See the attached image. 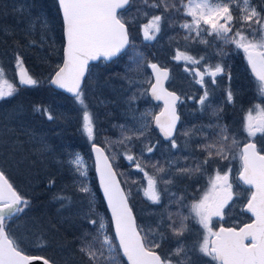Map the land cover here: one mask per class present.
<instances>
[{
	"label": "snow or ice",
	"instance_id": "snow-or-ice-1",
	"mask_svg": "<svg viewBox=\"0 0 264 264\" xmlns=\"http://www.w3.org/2000/svg\"><path fill=\"white\" fill-rule=\"evenodd\" d=\"M57 3L62 14L65 36L64 59L63 64L57 66L49 83L74 95L83 107L82 130L90 141H94V117L87 108L81 85L89 71L90 61H99L101 58L112 60L129 46L128 23L135 17H129L127 13L135 0H57ZM139 5L136 12L144 16H148V12L144 11L145 7L163 8L164 12L152 15L148 23L142 25L144 39H156V35L161 31V23L166 18L174 22V16L166 17L165 14L170 11L181 14L183 23H180L179 27L187 33L184 39L200 38V42L207 43L208 41L203 39V33L214 36L225 45L232 44L236 49L242 50L250 71L258 82L259 94L264 96V5L258 9L253 0H139ZM43 25L47 27L46 20ZM219 54H226L223 48ZM137 56L139 59H131L136 68H139L143 56L139 53ZM174 58L184 59L192 64H201L204 60V57L197 59L182 52H178ZM15 62L19 85L37 86L39 81L28 73L18 52L15 54ZM148 66L153 70L155 80L147 82L149 88L133 93L128 100L129 106L131 108L139 96L150 94L156 101H162L163 107L158 114L145 111L140 113L139 118L134 116V120L139 119L138 128L126 129L121 125L122 138L115 142L125 146L127 150L123 155L144 174L147 180V185L143 187L144 196L153 204H160L163 191H167V187L160 189L158 184L172 185L176 177L191 179L203 172L210 159L218 157L228 160L230 154L239 148V179L248 186L249 192L242 211L251 214V222L239 229L220 227L218 231H214L211 227L213 217L221 220L224 218V209L233 199L231 168H228L223 174L217 170L215 175L209 178L207 190L198 200L188 205V215L181 211L168 212L162 214L155 224L138 225L128 203L129 194L121 187L108 155L103 148L92 143L100 184L111 210L115 237L107 234L105 220L95 213V206L90 200L88 211L83 213V218L94 226V231L84 234L81 253L88 258L90 264H121V252L123 257H126L127 264H194L193 257L197 255L209 258L205 264H264V144L258 148L255 141L257 134L264 140V107L255 105V116L252 110L248 111L244 131L249 139L242 147L236 138L229 134L227 125L217 123L214 138L200 145L201 150L206 152L202 161L195 162L192 166L175 168L174 171H171L174 161H166L167 168L160 161H156L151 163L154 173L149 175L145 171L149 162L144 161L142 166L141 161L146 153L151 154L156 150V145L147 139V133L154 125L169 141L171 149L178 147L174 138L180 119L176 102L181 98L164 87V81L169 75L166 69L154 63ZM203 67L204 71L192 69L198 77L196 82L204 89L203 95L198 98L201 106H205L210 95L205 85V76L209 77L211 84H215V78L221 74L228 75L229 80L231 79L230 73L225 72L222 64H204ZM18 90V87L6 78L5 70L0 65V100L13 97ZM226 99L229 103L234 100L230 88L227 90ZM207 107H212L210 102ZM36 110L40 111L39 108ZM222 111V107H216L213 109V115L219 117ZM47 118L53 119L51 113L47 114ZM183 135L189 136L191 132L185 131ZM134 139L145 141L139 156L131 151L134 147L131 142ZM231 158L236 157L231 155ZM70 163L75 166V171L80 176H87L85 162L79 153L75 154ZM79 191L90 193L86 181H80ZM171 195L175 196V193ZM56 198L62 202V207L71 205L68 197ZM183 201L184 197L180 196L172 202L183 206ZM29 205L30 201L17 191L5 171L0 169V264H32L36 259H42L43 264H53L46 258L25 254L17 240L10 235L8 222L18 218ZM93 216L96 218L93 219ZM190 220L195 221L204 231L201 238L189 246L182 238L189 231ZM89 236L91 239H88ZM168 236L177 240L176 247L168 254H161L157 249Z\"/></svg>",
	"mask_w": 264,
	"mask_h": 264
},
{
	"label": "rangeland",
	"instance_id": "rangeland-1",
	"mask_svg": "<svg viewBox=\"0 0 264 264\" xmlns=\"http://www.w3.org/2000/svg\"><path fill=\"white\" fill-rule=\"evenodd\" d=\"M8 4H11L13 8H16L17 11L23 15V22H19V24H14L16 29L23 30V32L29 33L31 38H33L37 32L38 37V43L40 46H44L41 51L42 56H44L47 60H49L52 53L55 55H58L60 51V47L63 46L64 40L61 37V29L59 24V18L57 13H53L52 9L53 6V0L51 2L50 8L47 10H42L40 5H37V7L33 6L34 3L37 2V0H34L32 4L28 1L24 0H5ZM171 2H175V0H171ZM39 4L42 3L41 0L38 2ZM254 3V1H253ZM139 0H135V3L133 4L132 8L129 10L127 15L129 17H135L134 19L130 20V23H135V21L143 20V18H146V16L142 14H138L136 12V8L139 7ZM20 9H23V11H19ZM144 11H146V7L144 8ZM148 12V11H147ZM157 9H153L151 12L152 15H157ZM6 12L0 10V20H4L3 17L6 16ZM158 15H160V12H158ZM166 15V14H165ZM181 16V14H180ZM182 19V18H181ZM47 21V27L43 25V21ZM148 23V22H147ZM183 23V19H182ZM146 24V23H145ZM161 25H163L161 23ZM182 32V40L187 42H194L197 40L199 45L197 46L196 52H192L191 49L189 52H186L188 55L200 58L204 57L203 62H207L208 59H211L212 57L215 58L216 64H222L224 66L225 60L227 59L225 56H228L230 54V51L234 53V50L236 51L235 58H238V54H240V59L237 61L231 60L227 63V66H225V72L230 73L229 68L236 67L240 71H242V63L243 59H246L245 54L242 50L236 49L235 45H233V48L227 45H225L222 41L216 40V43L213 45L214 52L213 54L210 53V49L208 47V43H202L200 42V38L195 39H184V36L187 34L184 29L180 30ZM0 32L2 34H7L5 29L2 27L0 28ZM138 37L141 39H144L143 31H140L137 29ZM195 34H193L194 36ZM29 36V38H30ZM62 36H63V27H62ZM203 39L209 40L213 38L214 36L210 35H204L202 33ZM215 38V37H214ZM63 40V41H62ZM220 42V44H219ZM189 46V45H188ZM189 48H193L194 46H189ZM223 48L225 55H220V49ZM44 49L48 50L46 52ZM137 54H140L139 46L136 48ZM198 53V54H197ZM135 56L136 59H139V57ZM213 55V56H212ZM54 57V59H51ZM50 58V62L54 61V64H52L54 71L57 69L58 65H61L60 57L59 56H52ZM131 57L130 54H128L124 60L120 63V61L117 62V65H121V69L127 70V66L130 61H128V58ZM63 58V56H62ZM181 63L177 68L171 69L173 71V85L171 83V88L180 92L182 95L188 94L191 98H193L192 104L189 103L187 97L183 100L182 107L184 106V109H192L193 112L185 111V119L182 122L184 126L186 125H192V131L197 129L195 124H193L195 108H198L199 111H201V108L203 107L202 113H207V116H202L201 121V127L197 130L198 136H200V141L202 140L203 143H206L209 140H212L215 136V133L217 129L215 128V125L217 123L224 124L228 126L231 122H235L234 130L229 131V134L234 136L236 140L239 143V146L243 145L246 141H248L247 133L244 131V124L246 121V115L249 110H252L253 116L256 115V110L254 108L255 105L259 104L261 107H264V99L254 101L250 104H248L246 110L241 113L239 116L241 119V128H240V120L239 118H234L232 120L231 111L230 110H239L242 109V106L238 107H231L229 102H227L225 93H221L220 96H215L214 94V88L222 84V86H225L228 83V75H223L222 80L219 79L215 84L211 86V90H209V100L205 102V106H201L198 103V98L203 95V88L199 83H197L198 77H196L192 71L194 68H199L200 70H204L203 63L201 64H192L189 61H185L184 59H181ZM171 61V60H170ZM151 63V62H150ZM147 64V67L149 68ZM16 62L13 60V56L10 54L6 55L4 58H0V65L3 66L5 70V76L6 78L12 82V81H18V69L15 68ZM161 64L166 66V64L161 61ZM207 64V63H206ZM116 65V66H117ZM169 69L172 68L171 66H166ZM184 67L188 68V71L184 69ZM187 73H185V71ZM130 72L132 73L133 77L135 78L133 83L129 86L130 91L127 95H125L123 98H118V102L116 103L115 100L111 103L112 105L108 104V102L111 101L112 98H110L109 101L107 100H96L91 101L89 100V92L92 89V83H95L96 75H97V69H94L89 71V76L86 80L85 87L83 88V98L85 100V103L87 105L88 110L93 114L94 122H95V140L90 141L87 135L82 130V112L83 107L80 105V103L75 99L71 98L72 102H66L65 99L63 100V97L66 96L63 93H60L56 90H53L58 93V97L56 96V101L53 103L52 107L49 106L46 108L48 113H51L53 116L52 120H49L46 116V119L40 120L38 119L40 123L38 124L37 128L33 130L32 126L26 125L27 119L23 117L20 119V122L25 124L21 125L23 127V141H30L35 142L36 146H38L36 149L42 150L43 156H45L46 162H51L55 166H57L59 163L61 164L58 169H56L55 173L51 172V175L56 178V181H54V178H45L43 176L42 180H46L47 183H51V192H50V203H52L54 206V203H58L60 200H58L57 196H64L68 197L71 200V206L74 207L72 211V215L62 213H56V214H47L46 210L47 207L45 206L44 213L42 214L43 218L40 214H37L36 216L30 215L32 213V207L31 205V190L32 186H35L37 183H39V179L36 178V176L32 177L30 175V166L24 165L28 161V163H32L31 157H34L35 154H29V153H23L20 155V146H17L20 143H23V141H19L17 139H12L11 144L12 148L10 151H8V154L6 156V159H4V166L10 167L11 171L13 172V175L18 178L20 177H26L25 180H27V187L25 185L19 184L17 181V190H21L22 193H19L24 196L25 198H30V205L28 208L25 209V212L22 213V217H18L21 220L15 219L8 222V228L10 235L13 236L17 242L19 243V246L21 249H23L24 252L30 253L31 251L35 253H40L42 251L49 250L51 252V255H46V258H48L50 261H52L54 264H90L88 258L81 253L80 247L82 244V239L84 238L85 233H91L94 231V226L90 225L87 221V219L83 218V213L88 211V205L89 201L91 200L95 206V213L105 220V223L107 225L106 231L107 234L111 237H115L113 233L112 228V222L111 219L105 214V212L102 210V206L100 204V201L98 200L97 194L95 192V183L97 184L96 176L94 173V161L91 153V146L92 143L99 144L102 146L106 153L108 154L114 168L116 169L120 180L122 182V185L127 193H130V196L132 197V201L135 205V212L137 214V220H139V223L148 224L151 223V215L154 211H158L157 207H153L150 205L149 200L147 197L143 194V187L147 185V180L144 177V174L137 170L132 162H129L123 153L127 150L125 146L120 145L118 143H115L116 141L120 140L122 138V130L120 128L121 125H124L126 129H132V128H138L139 127V119L134 120L133 117L139 118L140 113L145 111H151L152 113L156 114L160 111L161 105H156L148 95L139 96L136 101L131 105V108L129 106V97L133 94L138 92V90H143L149 88V84L147 83L149 80L152 81L150 70H145L144 67H131ZM54 73V72H53ZM53 73H50L45 78H42V80H47L48 84L50 81V77ZM186 79V81H185ZM229 83H233L229 81ZM22 86V85H21ZM50 86V85H49ZM253 86L251 84H248V88L245 89L250 91L251 94H254ZM51 87V86H50ZM255 89L258 91V86H255ZM233 92V89H232ZM259 92V91H258ZM257 92V93H258ZM239 94V89L233 92L234 98H236ZM67 97V96H66ZM69 98V97H68ZM184 98V97H183ZM244 99V97H243ZM211 103L212 107H207L208 103ZM105 104V105H104ZM118 104V105H117ZM104 106H109L110 109H114L113 111H108L104 109ZM117 106V107H116ZM216 107H222L223 111L220 112L219 117L213 115V109ZM99 108V109H97ZM231 108V109H230ZM103 110V111H102ZM117 111L116 113H114ZM212 111V113L210 112ZM80 112V128L77 131L78 133L82 132L84 134L85 143L83 138L77 136L78 142L72 141L71 139V133L70 138L66 133H64L65 129L69 126L70 128H73L74 125V115ZM47 113V114H48ZM99 113H101V117H99ZM114 113V114H113ZM37 114H41L40 112H37ZM42 115V114H41ZM193 115V116H192ZM236 114L234 113V116ZM23 116V115H22ZM114 116V117H113ZM117 118V122H110L112 118ZM213 119L212 122H206L208 119ZM230 119V122L227 123V119ZM190 119L191 122H188ZM17 120V119H16ZM110 124L112 129L106 133L103 125V121ZM226 121L225 123L223 122ZM198 124V123H196ZM13 124L10 126L11 128L2 127V130L6 132L7 134L11 135V130ZM241 129V132L238 134V130ZM53 130V133L50 134V131ZM183 130V128H182ZM181 130L179 138L176 139L178 147L176 149H171L170 146H162L158 145L156 146L155 153L158 155L161 154L166 155L165 158H167V161H174L173 167L171 171H174L175 168L178 167H184V166H192L195 162L202 161L205 156L206 152L202 151L200 146L197 145L196 137L195 138H188V136H184ZM154 136V128L153 125L150 128V131L147 133V139L153 140ZM257 136H260V134H257ZM70 139V142H67ZM83 141V142H82ZM144 140H133L131 143L134 145L132 147L131 151L132 154H135L136 156L140 155V151L144 146ZM28 144V142H26ZM153 144H155V140L153 141ZM262 144L264 142L262 141ZM79 153L85 162L86 168H87V176L82 177L78 172L75 171V166L70 163V160L74 159L75 154ZM238 153L239 148L235 149L232 154H230V158L228 160H221L218 157H214L209 160L210 163L204 166V170L202 173L198 174L199 177H197V180H188L186 181L184 179H178L177 177L174 179V183L172 185L164 186L160 185L158 188L164 189L167 187V191H163L164 197L161 198V202L164 199L163 208L165 210L170 209H181V212L185 215L186 212L189 211L188 205L192 204L196 200L199 199V197L207 190L209 184V178L213 177L214 174H209V171H217L219 170L221 174H223L224 171H226L228 168H231V172L233 174H236V176L230 178V182L232 183V188L235 189V192L239 195V199H241L243 191L248 192V189L240 182L238 175L240 173V167H238ZM34 155V156H33ZM231 155H235V159L231 158ZM151 156L149 154H145L144 160L141 161L142 166L144 164V161H148L147 167H145V171L151 174V171L149 169V166H151V162L149 160ZM187 157L188 160H190L189 163L183 162L184 158ZM166 162V161H164ZM162 164V162H161ZM167 168V164H163ZM5 168V167H4ZM43 170L44 166H43ZM37 174V173H36ZM165 175V174H161ZM167 178V177H166ZM86 181L87 186L90 189V193H82L79 191L80 181ZM135 181V183H133ZM187 193L184 195V190H181V186L186 185ZM98 186V185H97ZM15 187V186H14ZM176 188V190H181L182 192H175L173 190H170L172 188ZM202 190V191H201ZM172 193H175V196L171 195ZM189 194V195H188ZM183 196V206L177 205L176 203H173L172 201H175L178 197ZM49 198V197H48ZM61 205L62 202L60 201ZM66 203V202H65ZM158 205H161L158 204ZM51 212L53 210L49 207ZM57 208L55 207V210ZM153 210L151 213L150 211ZM177 212V210H176ZM108 213V212H107ZM62 214L63 217L60 215ZM30 215V216H29ZM29 216L30 221L29 223H33L36 228H43L42 231L46 233V236L41 232V234H36L31 232V234L28 233V236L24 234V232H28L26 229V226L23 225L24 220L23 218H27ZM154 216V215H153ZM93 219L96 218V216L92 217ZM110 219V220H109ZM52 221V222H50ZM62 221H69L67 224H63ZM58 223L60 225H63L64 228L70 227V225L79 223L82 225L81 231H78L77 237L73 238L70 241V244L72 247L69 248L70 245H62V243H56L52 244V249H49L48 241L54 243L57 241L58 231L54 230L52 227V223ZM12 226V227H11ZM84 229V230H83ZM20 231L22 233L21 236H17V231ZM203 233V228L201 229ZM56 233H55V232ZM40 232V231H38ZM192 232L191 230L187 231L185 233V236L182 238L184 242L187 243V237L189 233ZM201 233V231H200ZM199 233V234H200ZM198 233L192 232V238H198ZM47 238V239H45ZM88 239H91L89 236ZM177 240L172 238L171 236H168V238L161 244V247L159 249L163 250L165 253L170 252L174 247H176ZM54 250V251H53ZM56 254V255H55ZM55 255V256H54ZM58 257V258H57ZM121 264H126L125 260L123 259L122 255L120 254ZM204 259H197L195 261L199 260H205V262L209 259L206 257H203ZM175 259V257H174ZM205 262L202 263H194V264H205Z\"/></svg>",
	"mask_w": 264,
	"mask_h": 264
},
{
	"label": "trees",
	"instance_id": "trees-1",
	"mask_svg": "<svg viewBox=\"0 0 264 264\" xmlns=\"http://www.w3.org/2000/svg\"><path fill=\"white\" fill-rule=\"evenodd\" d=\"M24 1H28V3L30 2L32 4L34 0H24ZM253 1H254V4L257 5L258 9L261 5H264V0H253ZM38 2L39 0H37V2L34 3L35 5L33 6L37 7V5H40L42 10L43 9L47 10L48 8H50L52 0H41L42 3L40 4ZM52 3H53V6L50 11L53 10V13L55 14L56 12L58 15L60 29H61V37L63 39V36H62L63 23H62L60 11H59L56 0H53ZM0 10L5 11L7 13L6 16L3 17L4 20L2 19L0 20V28L2 27L3 29H5L7 33V34H2L0 32V58H4L6 55L10 54L11 56H13V60L15 61V54L18 52L19 55L23 58L24 67L27 69L28 73L34 79L39 81L37 86H23V85L21 86L19 85V82L12 81V83L15 84L19 90L16 92V94L13 97L6 98L5 100H0V169L5 171L6 175L8 176L10 181L13 183L15 188L19 186L17 184L18 181L20 182V183L18 182L19 184L25 185V187H27L26 185L28 183H27V180H25V178H27L26 175L25 177L23 176L20 178L18 177L15 178V176L13 175V172H9L11 171L10 167L3 165L4 159H6L8 151H10V149L12 148V144H11L12 139L23 141L22 140L23 139V127H21V125L32 126L33 130H35L38 124L40 123L38 119L39 118H41L40 120L46 119V116L48 113L46 108L49 106L52 107L53 103L56 101L55 97L56 96L58 97V93L55 92L49 86L47 80H42V78H45L50 73L54 72V68L52 66V64H54V61L50 62V58L52 56H59L60 61H62L63 46L60 47V51L58 55H55L54 53H52L49 60H47L41 54V51H42L41 48H43L44 46H40V44L38 43L39 35H37V32L35 36L31 38L29 33L25 34L22 29L21 30L16 29L14 24H19V22L20 23L23 22V15L20 14L16 8H13L11 4H8L5 0H0ZM146 11H148V16H146V18H143V20L137 19L135 23L133 24L130 22L128 23V29H129V33L131 36V45L129 49L123 55H121L119 58H117L110 64H105L104 62H100L98 64L91 66L90 71L92 72V70L97 69V75L95 77L96 78L95 83L91 84L92 89L89 92V96H88L89 100L91 101L96 100V102H98V100L109 101L110 98H112L111 101L108 102V104L112 105L111 103L113 102V100H115V102L117 103L118 98L120 97L123 98L125 95L129 93L130 91L129 86L133 83L135 79L132 73L130 72L131 67H135V63L133 59L131 58L136 56L137 54L136 48H138V46H139L140 54H142L143 56V62L141 64V67H144L145 70H149V68L147 67V64H149L150 62L151 63L159 62L161 64V61H163L166 64V66L177 68L179 66V62L174 57L177 55L178 52H182V53L189 52V50L187 49H191L192 52H196V49H197L196 45H199L198 41L196 40L195 43L194 42L185 43L182 40L181 38L182 32L180 31L181 28L179 27V24L182 23V19H181L182 17L180 16V14H176L171 11L166 14V17L174 16L175 18L174 22L168 20L167 18L164 21H162L163 25H161V31L159 32V34L156 35V39L154 40H146L142 38L140 39L137 34V29L142 31V25L148 22V20L152 16L151 12L153 11V9L146 7ZM157 11L160 12V14H164L163 8L157 9ZM158 12H157V15H158ZM234 14H235V10H234ZM33 41H35V43H32ZM207 41H208L207 43L210 49V53L213 54L214 52L213 45L216 43V40L213 37ZM188 45L189 46L193 45L194 49L189 48ZM229 45L230 47L233 48L232 44H228L227 46ZM44 50L48 52V50L46 49ZM128 54L131 55V57L128 58V61L130 62L127 66L128 67L127 70L125 69L123 70L121 69V65H117V62L120 61L121 63ZM235 55H236L235 50H234V53L230 51V54L228 56H225L227 58L225 61L230 62L231 60H234V61L239 60L240 54H238L239 59L235 58ZM51 59H54V57H52ZM212 59L215 60L214 57H212ZM14 65L16 68V64ZM171 83L172 85L174 84L173 81ZM64 99L66 102L67 101L72 102V99L66 96L63 97V100ZM37 108H39L40 111H37L36 110ZM104 109L110 112L114 110L113 108L110 109L109 106H106V107L104 106ZM37 112H40L42 115L37 114ZM116 112L117 111H115L114 113ZM101 115L102 114L99 113V117H101ZM80 116H81L80 112H77L74 115L73 128H70L68 126L65 129L64 133H66L68 137L70 138L69 132H72L71 133L72 141H75L76 143H81V142H78L79 139H77V136H79L83 138L84 142L83 141L82 142L85 143L86 141L84 138L85 137L84 134L82 132L80 133L77 132L80 128ZM23 117L27 119L26 125L20 122V119H22ZM234 118H239L240 126H241L242 122H241L240 117L236 114ZM117 121L118 119L116 117L110 120V122H117ZM223 122L225 123L226 121L223 120ZM229 122H230V119L228 118L227 123ZM12 124H13L12 127L14 128H12L11 130V135L7 134L6 132L2 130V127L3 129L4 127H7L10 129L11 128L10 126ZM235 124H236L235 122L233 121L231 122V124L229 125V131L234 130ZM102 126L104 127L106 133H108L112 129L110 124L107 123V120L106 122L103 121ZM240 132H241V129L238 130V134ZM52 133H53V130L50 131V134ZM26 142H28V144ZM67 142H70V139ZM18 146H20L21 149ZM15 147H18V149L21 151L20 155H22L23 153H29V154L34 153L35 154V156L33 155L34 157L30 158V160L32 159V163H28L27 161L26 164L24 165L30 166L31 168L30 175L32 177L36 176L37 179L42 178L43 176H45L46 179L53 177L51 175V172L55 173L56 169H58L61 165L59 163L57 166H55L51 162L50 163L46 162L45 156H43V154L41 153L42 150L40 151L36 149L38 146H36L35 142L23 141V143H20L17 146L15 145ZM237 165L238 167H240L239 164ZM43 166L45 170H43ZM53 178H54V181H56V178L55 177ZM177 178L184 179L181 177H177ZM185 180L188 181L189 179L185 178ZM94 186H95V192L97 194L98 200L100 201V204L102 206V210L108 216L107 209L103 201V198L100 194L99 188L96 183ZM181 188H183L181 190H184L183 191L185 192L184 195H186L187 188H188L187 184L181 186ZM32 189H33L31 190V200L32 201L30 205L32 207V213L30 215L36 216L37 214H40L41 217L43 218L42 214L44 213L43 209L45 208V206L47 207L46 212L48 215L49 214L54 215L56 213H62L63 215L65 214L72 215V211L74 207H72L71 205L68 207H62L59 201L58 203L57 202L54 203L55 204L54 206L52 203L48 202L50 201L51 183H47L46 180L39 179V183H37L35 186H32ZM181 190H178V191L182 192ZM19 191L20 193H22L21 190ZM128 194H129L131 206L135 212V205L131 199L132 197L130 196L129 192ZM28 200H30V198H28ZM49 207L53 210V212H51ZM55 207L57 208L56 210H55ZM62 214L60 215L63 217ZM29 216L27 218H23L24 220L23 225H25L26 229L28 230V232H24V234L28 236V233L31 234V232L32 234L33 233L41 234L42 232L46 236V233L42 231L44 227L35 229L34 224L29 223L30 221ZM19 217L21 218L22 215L20 214ZM136 217H137V214H136ZM20 218H16L13 221L21 220ZM62 222L65 225L69 221L68 222L62 221ZM82 225L79 222V223L70 225V227L68 228H64L63 225L53 222L52 223L53 229L58 231V234L60 233V235L57 236V241H55L54 243H51L47 238H45L47 239L49 243L48 244L49 249H52V246L56 243H60V244L62 243V245L66 244L67 246L70 245L69 248L72 247V245L70 244V241L73 238L77 237L76 235H78V231L82 230L81 228ZM138 225H142V223H139V220H138ZM21 235L22 233L18 230L17 236H21ZM30 253L33 255H40L43 257H46V255L48 256L51 255V252L49 250L47 251L44 250L40 253H35L31 251Z\"/></svg>",
	"mask_w": 264,
	"mask_h": 264
},
{
	"label": "flooded vegetation",
	"instance_id": "flooded-vegetation-1",
	"mask_svg": "<svg viewBox=\"0 0 264 264\" xmlns=\"http://www.w3.org/2000/svg\"><path fill=\"white\" fill-rule=\"evenodd\" d=\"M181 59L178 60L179 64L181 63ZM216 60L214 59H208L207 62H203L201 61L203 64H210V65H216ZM229 61H225V64H224V67L227 66V63ZM173 68H170L169 70L171 71V76H170V79L167 83V86L170 90H173V91H176L174 89H172L170 86H171V82H172V79H173V71L171 70ZM184 69H187L188 71V68L184 67ZM194 69H199V68H194ZM242 71H240L238 68L236 67H232V68H229V71H230V76H231V79L229 80L228 76V83L225 85V86H222V84H219L217 85L215 88H214V94L215 96H220L221 93H225L227 94V90L230 88L231 90L233 89V92L238 90L239 89V94L236 98H234L233 102H231L230 106L231 107H238V106H242V109H239V110H230L231 111V116L232 117V120L234 119V113H236L238 116H240V113L244 112L248 106V104L254 102V101H258V100H261V99H264V96H261L259 94V92L255 89V86H258V82L256 81V79L253 77L250 69H249V66L247 64V60L246 59H243V63H242ZM200 70V69H199ZM185 71V70H184ZM187 71H185V73H187ZM202 71V70H200ZM204 71V70H203ZM224 74H221V75H218L215 79H216V82L221 79L222 80V76ZM186 81V79H185ZM229 81L233 82V83H229ZM248 84H251V85H254L253 86V91H254V94H251L250 91L246 90L245 88L247 87L248 88ZM205 85L206 87L208 88V91L211 90V86L213 84H211L209 82V77L205 76ZM202 89V87H200ZM204 90V89H203ZM178 92V91H176ZM258 92V93H257ZM180 95H181V101L178 105V112H179V115H180V124H179V128L177 129L176 131V134H175V139L179 138L180 136V133H181V130L182 132H185V131H190L191 132V135L188 136V138H195L196 137V141H197V145H201L203 143V141L201 140L200 141V136H198L197 134V130L201 127V121L203 120L202 119V116H207L208 114L207 113H202L201 111H199L198 108H195V112L193 113L194 115V119H193V124L196 125V127H198L197 129L193 130L192 131V125L188 124L186 126H184L182 124V122L184 121L185 119V111H188L189 112H193L192 109H184V106L182 107V102L183 100L185 99V97H187L188 101L190 104H192V101H193V98H191L188 94H181L180 92H178ZM184 97V98H183ZM244 97V99H243ZM162 107V106H161ZM231 109V108H230ZM212 113V111H210ZM192 115V116H193ZM214 119V118H213ZM212 118L211 119H208L206 120V122H212L213 120ZM188 122H191L190 119L188 120ZM198 123V124H196ZM241 128V126H240ZM155 140V145L158 146V145H162V146H169V142H165L159 135V133L154 129V136H153V140H151V144H153V141ZM255 141L257 142V146L258 148L261 147L262 145V141L264 142V140H261V136H256L255 138ZM247 142V141H246ZM245 142V143H246ZM177 143V141H176ZM243 145H241L240 147H242ZM149 156H151L149 158L150 162L151 163H155L156 161H160V163L162 162V164H165L164 161H167L165 158L166 155H163L161 154V157L160 155L157 156V154L155 153V151L151 154H149ZM183 162H186V163H189L190 160L187 159V157L184 158ZM210 163V162H208ZM240 166V160H239V153H238V162H237ZM149 169L151 171V174L154 173V170L152 169L151 166H149ZM209 174H214L216 173V171H209L208 172ZM236 176V174H233V172H231L230 174V178L231 177H234ZM197 177H199V175L197 174L196 176L192 177L191 179L192 180H197ZM239 177V175H238ZM189 179V178H188ZM189 179V180H191ZM159 186V184H158ZM246 189H248L246 187ZM170 190H173L175 192H179L177 191L175 188H172ZM202 191V190H201ZM232 191H233V199L232 201H230L228 203V205L225 207L224 209V218L221 220L219 218H216V217H213V220H212V223H211V227L213 228L214 231H218L220 227H225V228H228V227H236L237 229H239L240 227H242L244 224L246 223H250L251 222V216L242 211L245 203H246V200H247V197L249 195V192H244L243 191V194H242V197L241 199H239V195L235 192V189L232 188ZM162 197H164V195H162ZM161 197V198H162ZM150 202V205H152L154 208L157 207L158 208V211H154L153 214H150L151 215V223L152 224H155V222L160 218V216L162 214H166L168 212H176L177 211H181V209H170V210H165L163 208V203H164V199L162 200L161 202V205H158V204H153L151 201ZM151 213L153 212V210L150 211ZM189 214V211L185 213V215H188ZM154 215V216H153ZM189 230H191L192 232H196V233H201L199 234L198 238H192V232L189 233L188 237H187V245H192L193 243H195L196 241H198L200 238H201V235H202V227L198 224L195 223V221H192L190 220L189 222ZM186 243V242H185ZM158 252H160L161 254H168L169 252L166 251V253L161 250V249H157ZM28 255H33L31 253H27ZM204 259L203 257H200V256H194L193 257V261L194 263H202V262H205V260H199V261H195L197 259ZM204 264V263H203ZM214 264V262H213Z\"/></svg>",
	"mask_w": 264,
	"mask_h": 264
},
{
	"label": "water",
	"instance_id": "water-1",
	"mask_svg": "<svg viewBox=\"0 0 264 264\" xmlns=\"http://www.w3.org/2000/svg\"><path fill=\"white\" fill-rule=\"evenodd\" d=\"M60 13H61V12H60ZM61 16H62V14H61ZM63 31H64V30H63ZM129 36H130V35H129ZM130 40H131V39H130ZM130 45H131V41H130L129 46H128V47H127V48H126L121 54H120V56L126 52V50L130 47ZM64 48H65V36H64ZM64 48H63V59H64ZM118 57H119V56H118ZM118 57H115V58H113L112 60H104L103 58H101V60H99V61H90V63H89V69H90V67H91L93 64H97V63H99V62H101V61H104L106 64H110L111 62H113L114 60H116ZM62 64H63V61H62ZM62 64H61V65H62ZM152 64H153V63H152ZM154 64H157L160 68H162V69H166V70L168 71V74H169V75H168V79L164 81V87H165L168 91H170V92H174V91H171L170 89H168V87H167V83H168L169 78H170V75H171L170 70H169L168 68H166V67L161 66V65H160L159 63H157V62L154 63ZM149 69H150V73H151L152 78H153V81H152V82H154V80H155V74H154L153 70L151 69V67H149ZM249 69H250V68H249ZM88 73H89V71L85 74L84 81H83V83H82V85H81V88H82V89H83V87H84V85H85V81H86V79H87ZM53 75H54V74H53ZM53 75H52V77H53ZM252 75H253V74H252ZM52 77H51V78H52ZM253 77H254V76H253ZM51 78H50V79H51ZM254 78H255V77H254ZM49 84H50V83H49ZM50 86H51L54 90H56V91H58V92H60V93H63V94L66 95L67 97L75 98L74 95H73L72 93H69V92H67V91L64 90V89H61V88H59V87H57V86H55V85H52V84H50ZM174 93H175L177 96L180 97V95H179L177 92H174ZM148 96H149V98H150V99H151L156 105H161V106L163 107V102H162V101H156L154 98L151 97L150 94H148ZM180 98H181V97H180ZM179 102H180V100L176 102V110H177V114H178V115H179V113H178V103H179ZM156 114H158V113H156ZM179 117H180V115H179ZM179 123H180V119H179V121L177 122V125H176V131H177V129H178ZM153 127L158 131L160 137H161L165 142H169L168 140H166V139L163 137L162 133H160V131H159L158 128H156L154 125H153ZM95 144H96V143H95ZM97 145L100 146L99 144H97ZM100 147L103 148L102 146H100ZM103 149H104V148H103ZM104 151H105V149H104ZM91 153H92V157H93V161H94V172H95V176H96L97 184H98V187H99V190H100L101 196H102V198H103V200H104V202H105V205H106L107 211H108L109 216H110V219H111V210L108 208L106 198L104 197L103 188H102V186H101V184H100L99 172H98L97 165H96V153L92 150V146H91ZM105 154L108 155V154L106 153V151H105ZM108 157H109V156H108ZM109 160H110V158H109ZM110 162H111V160H110ZM111 163H112V162H111ZM112 167H113V169L115 170L113 164H112ZM115 171H116V170H115ZM117 178H118V180L120 181L118 174H117ZM240 181H241V180H240ZM241 182H242V181H241ZM242 183H243V182H242ZM120 184H121V187L123 188L121 181H120ZM244 186H246V187L248 188L247 185L244 184ZM128 203H129V206L131 207L129 200H128ZM133 214H134V212H133ZM248 214L251 216L250 213H248ZM134 215H135V214H134ZM112 227H113V232H114V235H115V229H114V224H113V223H112ZM121 254H122V252H121ZM122 256H123V255H122ZM33 257L44 258V257H41V256H33ZM123 258H124V260L126 261V257H123ZM47 260H48V259H47ZM126 262H127V261H126ZM32 264H43V260H42V259H36V260H34V261L32 262Z\"/></svg>",
	"mask_w": 264,
	"mask_h": 264
}]
</instances>
